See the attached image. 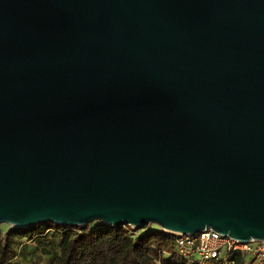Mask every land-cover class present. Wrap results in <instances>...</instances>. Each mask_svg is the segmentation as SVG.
Listing matches in <instances>:
<instances>
[{
	"label": "water",
	"instance_id": "95a60500",
	"mask_svg": "<svg viewBox=\"0 0 264 264\" xmlns=\"http://www.w3.org/2000/svg\"><path fill=\"white\" fill-rule=\"evenodd\" d=\"M264 241V0H0V224Z\"/></svg>",
	"mask_w": 264,
	"mask_h": 264
},
{
	"label": "trees",
	"instance_id": "16d2710c",
	"mask_svg": "<svg viewBox=\"0 0 264 264\" xmlns=\"http://www.w3.org/2000/svg\"><path fill=\"white\" fill-rule=\"evenodd\" d=\"M127 227H69L53 222L6 230L0 226V264H190L160 253L175 243L159 226L142 232ZM31 242L37 243L40 256L30 257L27 244Z\"/></svg>",
	"mask_w": 264,
	"mask_h": 264
},
{
	"label": "built area",
	"instance_id": "2783aa9c",
	"mask_svg": "<svg viewBox=\"0 0 264 264\" xmlns=\"http://www.w3.org/2000/svg\"><path fill=\"white\" fill-rule=\"evenodd\" d=\"M164 232L175 243L173 248L160 251L164 256L176 255L190 264H264V241H242L215 230L195 235Z\"/></svg>",
	"mask_w": 264,
	"mask_h": 264
},
{
	"label": "rangeland",
	"instance_id": "374dc122",
	"mask_svg": "<svg viewBox=\"0 0 264 264\" xmlns=\"http://www.w3.org/2000/svg\"><path fill=\"white\" fill-rule=\"evenodd\" d=\"M99 224H102V223L99 222V221H94V222L90 223L89 225L94 227V226L99 225ZM0 226L4 230H6L8 227H10V225H8L6 223H2V224H0ZM149 226H151L152 228L158 227L156 224H151ZM147 227L148 226L144 227L143 229H139V232L147 230ZM27 252L30 254L31 258H35V257L40 256L42 254L40 248H38L37 243H34V242H31V243L27 244ZM42 259H44V258H42Z\"/></svg>",
	"mask_w": 264,
	"mask_h": 264
}]
</instances>
